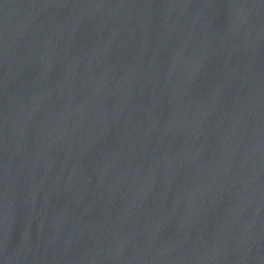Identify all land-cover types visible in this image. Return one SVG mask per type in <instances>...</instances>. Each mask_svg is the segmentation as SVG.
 Masks as SVG:
<instances>
[{
  "label": "water",
  "instance_id": "1",
  "mask_svg": "<svg viewBox=\"0 0 264 264\" xmlns=\"http://www.w3.org/2000/svg\"><path fill=\"white\" fill-rule=\"evenodd\" d=\"M0 264H264V0H0Z\"/></svg>",
  "mask_w": 264,
  "mask_h": 264
}]
</instances>
